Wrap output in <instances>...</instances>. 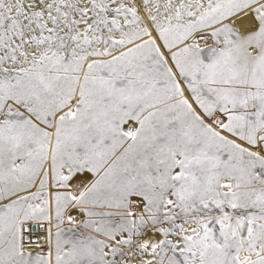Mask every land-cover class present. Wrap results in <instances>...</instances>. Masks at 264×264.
Wrapping results in <instances>:
<instances>
[{
	"label": "snow or ice",
	"instance_id": "snow-or-ice-1",
	"mask_svg": "<svg viewBox=\"0 0 264 264\" xmlns=\"http://www.w3.org/2000/svg\"><path fill=\"white\" fill-rule=\"evenodd\" d=\"M0 264H264V0H0Z\"/></svg>",
	"mask_w": 264,
	"mask_h": 264
}]
</instances>
